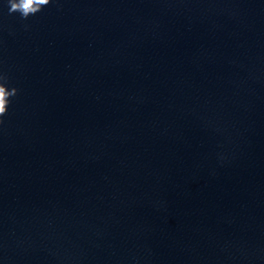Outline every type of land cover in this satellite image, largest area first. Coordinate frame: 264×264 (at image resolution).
I'll list each match as a JSON object with an SVG mask.
<instances>
[{
	"label": "water",
	"instance_id": "95a60500",
	"mask_svg": "<svg viewBox=\"0 0 264 264\" xmlns=\"http://www.w3.org/2000/svg\"><path fill=\"white\" fill-rule=\"evenodd\" d=\"M0 0V264H264V0Z\"/></svg>",
	"mask_w": 264,
	"mask_h": 264
},
{
	"label": "clouds",
	"instance_id": "9594fccd",
	"mask_svg": "<svg viewBox=\"0 0 264 264\" xmlns=\"http://www.w3.org/2000/svg\"><path fill=\"white\" fill-rule=\"evenodd\" d=\"M9 13L19 12L21 18L26 19L29 15L41 11L42 7L47 6L50 0H7ZM17 94L16 88L7 87V77L0 75V117L7 113L10 98Z\"/></svg>",
	"mask_w": 264,
	"mask_h": 264
}]
</instances>
